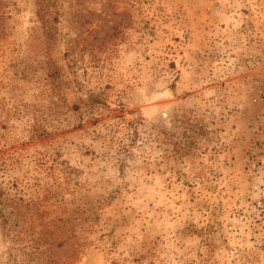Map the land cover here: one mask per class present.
<instances>
[{"label": "rangeland", "instance_id": "obj_1", "mask_svg": "<svg viewBox=\"0 0 264 264\" xmlns=\"http://www.w3.org/2000/svg\"><path fill=\"white\" fill-rule=\"evenodd\" d=\"M0 264H264V0H0Z\"/></svg>", "mask_w": 264, "mask_h": 264}, {"label": "trees", "instance_id": "obj_2", "mask_svg": "<svg viewBox=\"0 0 264 264\" xmlns=\"http://www.w3.org/2000/svg\"><path fill=\"white\" fill-rule=\"evenodd\" d=\"M184 148L180 149L176 146V144H171V153L174 154H179V155H183L185 152L183 151Z\"/></svg>", "mask_w": 264, "mask_h": 264}]
</instances>
